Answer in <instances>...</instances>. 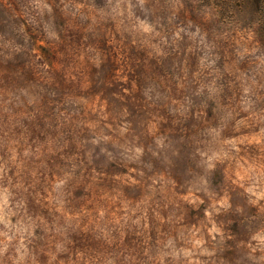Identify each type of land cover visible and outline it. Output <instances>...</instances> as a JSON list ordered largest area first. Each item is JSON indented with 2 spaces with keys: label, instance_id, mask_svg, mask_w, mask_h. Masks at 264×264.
<instances>
[{
  "label": "clouds",
  "instance_id": "obj_1",
  "mask_svg": "<svg viewBox=\"0 0 264 264\" xmlns=\"http://www.w3.org/2000/svg\"><path fill=\"white\" fill-rule=\"evenodd\" d=\"M0 264H264V0H0Z\"/></svg>",
  "mask_w": 264,
  "mask_h": 264
}]
</instances>
